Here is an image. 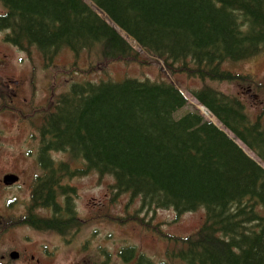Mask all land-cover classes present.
<instances>
[{
	"label": "trees",
	"instance_id": "1",
	"mask_svg": "<svg viewBox=\"0 0 264 264\" xmlns=\"http://www.w3.org/2000/svg\"><path fill=\"white\" fill-rule=\"evenodd\" d=\"M1 1L7 12L0 29L10 31L5 39L27 52L36 48L47 62L65 47L75 57L95 52L103 62L140 61L99 10L167 70L203 81L240 80L223 65L264 51V0H91L98 9L86 0ZM192 94L243 139L238 128L246 117L236 97L205 84ZM186 104L168 81H81L58 95L41 136L45 147L79 156V174L112 176V190L140 198L139 210L180 216L203 208L196 231L166 236L179 264H264V170L197 111L176 116ZM55 187L52 175L43 178L35 196L48 199ZM73 222L71 216L68 228ZM118 255L129 262L134 250ZM130 264L153 263L138 254Z\"/></svg>",
	"mask_w": 264,
	"mask_h": 264
},
{
	"label": "rangeland",
	"instance_id": "2",
	"mask_svg": "<svg viewBox=\"0 0 264 264\" xmlns=\"http://www.w3.org/2000/svg\"><path fill=\"white\" fill-rule=\"evenodd\" d=\"M0 7V11L5 10L1 4ZM2 37L3 33L0 32V83L6 80L13 84L12 80H18L19 84L16 89L17 100L11 102L8 98L1 102L5 105L8 102L9 104L17 103V107L28 108V112L31 110L32 103L37 106L44 105L39 108L40 112L36 115L37 126L40 125L44 111L48 108L47 104L51 100L50 90L54 89L55 94L63 92L70 82H79V80L97 82L110 78L120 81L126 77L151 81L172 80L181 89L188 103L177 112V115L188 110L202 112L203 106L190 92L201 88L205 83L225 93L239 95L245 101L247 110L253 102L246 95V89L253 88L251 81L244 82V84L203 81L192 77L187 78L181 73L172 77L160 59L146 53L136 45L140 61H114L98 64L99 57L95 52H82L80 56L75 57L68 49H62L53 56L50 67V64L44 63L35 48L29 52L19 51L5 44ZM91 64L94 68L93 72L86 75L79 72V68L84 69ZM225 68L234 73L249 75L255 80L254 83L264 85V52L254 58L225 63ZM31 94H34L33 98ZM0 95L10 96L8 90L0 92ZM25 96L29 101L28 104L22 100ZM1 111L5 110L0 103V156L4 153V160L0 164L4 163L9 153H16L22 148L19 146L18 138L14 140L16 136L31 139L32 145L28 144V147H36L39 140L36 138L35 130H31L28 125L24 128L16 125V120L13 119L14 113L8 111L1 113ZM212 118L215 120L214 117ZM80 165L79 161V167ZM68 182L76 188L75 195L78 198L75 203L79 217L85 221V224H82L68 242H63L64 246L60 245V239L53 233L38 231L34 234L35 247L42 250L47 259H53V255L50 257L44 250L45 244L49 245L53 251L57 250L58 256L51 264H77L78 261H82L79 264H123V261L116 258V251L124 245L135 246L151 258L153 264H179L180 261L167 256L176 248V245L166 236L189 235L199 227L204 219L203 208L183 213L180 216H176L170 209H155L154 212L149 213L141 211V219L147 221L150 227L147 229L139 225L137 218L127 219L133 217L128 214H136L137 210L139 214V199L133 198L132 200L128 193L116 194L109 187L113 183V178L109 176L99 178L96 174L89 172L84 175L79 174V177H73ZM155 226L165 236L156 233L152 228Z\"/></svg>",
	"mask_w": 264,
	"mask_h": 264
},
{
	"label": "flooded vegetation",
	"instance_id": "3",
	"mask_svg": "<svg viewBox=\"0 0 264 264\" xmlns=\"http://www.w3.org/2000/svg\"><path fill=\"white\" fill-rule=\"evenodd\" d=\"M12 82L13 84L5 82L4 87L10 94L7 97L13 102L17 100L16 89L19 83L18 80ZM251 91L252 89H246V95L253 100L246 112L249 120L239 128V131L244 137L252 140L248 141L250 143L247 142L250 149L253 151L261 149L264 153V87L263 92ZM33 97L34 94H31V98ZM23 102L29 103L25 97ZM27 109H19L22 112L20 117L13 115L19 128L28 125L31 129L29 123H37L36 109L25 113ZM249 129H253L255 134L250 135ZM17 138L22 148L16 153H9L4 163L0 164V264H51L58 255L52 254L53 259H47L42 250L37 251L34 234L38 231L53 233L60 239V245L64 246L63 242H67L65 232L68 229V219L73 216L71 209L76 210L74 203L77 199L73 197L69 203L65 195H56V187L54 195L48 199L35 196L36 188L32 185L38 175L37 171L40 172L41 165L45 163L44 167L52 172V168L59 165V159L49 155L51 149L28 147L31 139L19 135L14 140ZM256 138L257 142L254 141ZM3 156L4 153L0 156V163L4 160ZM52 176L53 179L58 177L54 172ZM41 220L55 221V227L44 226L46 230H41ZM74 220L79 221L78 213L76 218L73 216ZM44 246L47 251L53 250L47 244Z\"/></svg>",
	"mask_w": 264,
	"mask_h": 264
},
{
	"label": "bare ground",
	"instance_id": "4",
	"mask_svg": "<svg viewBox=\"0 0 264 264\" xmlns=\"http://www.w3.org/2000/svg\"><path fill=\"white\" fill-rule=\"evenodd\" d=\"M201 110H202V114L207 118V119H210V120H212V121H216V119L215 120H213V118L212 117H214L212 114H210L209 112H208V110L207 109H205L204 107H202L201 108ZM215 118V117H214Z\"/></svg>",
	"mask_w": 264,
	"mask_h": 264
}]
</instances>
